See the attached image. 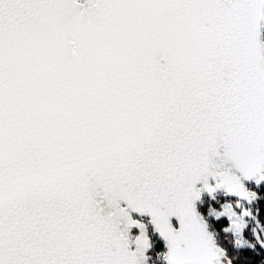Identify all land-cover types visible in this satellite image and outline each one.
Returning a JSON list of instances; mask_svg holds the SVG:
<instances>
[{
    "label": "snow or ice",
    "instance_id": "6c2138e0",
    "mask_svg": "<svg viewBox=\"0 0 264 264\" xmlns=\"http://www.w3.org/2000/svg\"><path fill=\"white\" fill-rule=\"evenodd\" d=\"M0 264H264V0H0Z\"/></svg>",
    "mask_w": 264,
    "mask_h": 264
}]
</instances>
